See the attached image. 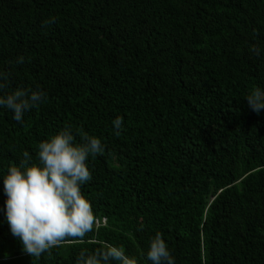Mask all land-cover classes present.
<instances>
[{
    "label": "trees",
    "instance_id": "obj_1",
    "mask_svg": "<svg viewBox=\"0 0 264 264\" xmlns=\"http://www.w3.org/2000/svg\"><path fill=\"white\" fill-rule=\"evenodd\" d=\"M0 71V95L46 93L22 122L0 107V264H76L106 244L151 264L158 232L175 264H264V109L246 100L264 90V0H0ZM66 124L105 147L81 185L98 224L35 258L3 180Z\"/></svg>",
    "mask_w": 264,
    "mask_h": 264
},
{
    "label": "clouds",
    "instance_id": "obj_2",
    "mask_svg": "<svg viewBox=\"0 0 264 264\" xmlns=\"http://www.w3.org/2000/svg\"><path fill=\"white\" fill-rule=\"evenodd\" d=\"M53 21L46 20L47 26ZM249 51L260 56L262 49L252 45ZM16 63L23 64L24 57ZM9 73L0 71V92L8 87ZM46 97L42 90L18 87L0 95V107L14 113L22 122L24 113L38 107ZM248 106L257 114L264 109V90L254 88L246 97ZM115 135L121 134L123 118L113 121ZM105 147L96 136L80 135L76 142L69 125L38 144L36 161L28 151L23 152L19 166L12 165L4 177L6 219L11 234L31 257L51 255V249L65 244L83 243L87 234L98 224L92 204L82 194L81 185L92 179L87 161L90 156L103 154ZM147 259L151 264H175L162 235L158 232L150 241ZM137 264L135 257L125 254L123 247L106 244L93 253L81 251L76 264Z\"/></svg>",
    "mask_w": 264,
    "mask_h": 264
}]
</instances>
